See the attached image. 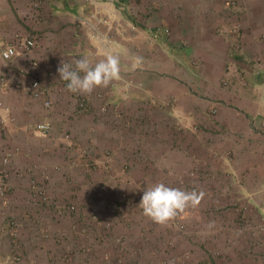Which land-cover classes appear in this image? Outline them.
<instances>
[{
  "label": "rangeland",
  "instance_id": "374dc122",
  "mask_svg": "<svg viewBox=\"0 0 264 264\" xmlns=\"http://www.w3.org/2000/svg\"><path fill=\"white\" fill-rule=\"evenodd\" d=\"M116 1L118 6L111 5L120 11L117 17L137 25L132 35L142 72L163 75L175 65L180 87L198 91L201 73L210 67L206 64L222 60L226 51L227 70L234 75L221 84L237 92L249 87L264 91L260 19L254 20L255 26L243 23L244 9L259 11L260 0L222 3L219 11L226 16L222 22L226 27L221 26L218 34L225 37L229 32L226 50L208 49L216 45L208 33L207 42L194 40L196 0ZM210 2L206 8L215 9ZM90 5V14L100 16L101 7ZM165 57L170 64L158 66ZM135 84L141 86L133 79L124 91ZM79 104L85 107V99ZM3 107L0 100V178L7 187V195L0 193V264H264V211L259 222L256 211L242 206L244 195L216 194L225 187L233 190L232 171L213 167L208 151L197 153L201 149L192 142H186L182 154L175 153V128L168 131L171 145L164 129L152 128L147 116L142 117L136 146H131L133 157L108 150L105 155L112 161L102 163L97 161L102 154L96 143L82 147L72 142L55 152L49 133L36 130V118H31L35 121L30 129H24ZM30 141L39 145L35 154ZM163 155L173 159L172 166ZM180 155L185 157L182 168L176 161ZM221 155L230 158L224 148ZM108 170L116 173L115 180L103 176ZM156 183L194 192L195 202L167 223L154 222L139 204L143 190ZM22 249L33 250L36 257L24 256Z\"/></svg>",
  "mask_w": 264,
  "mask_h": 264
},
{
  "label": "crops",
  "instance_id": "0c3cea01",
  "mask_svg": "<svg viewBox=\"0 0 264 264\" xmlns=\"http://www.w3.org/2000/svg\"><path fill=\"white\" fill-rule=\"evenodd\" d=\"M34 1L0 0V35L9 41H14L19 35H31L38 42L29 56L18 55L12 64L0 59V74H11L8 85L0 86V100L4 103L5 112H11L24 129H30L34 124L35 120L31 118H36L38 122L50 121L52 129L49 136L55 152L61 153L62 148L70 147L72 142L73 145L81 143L82 147L96 143L97 151L102 154L97 161L102 163L112 161L105 155L108 150L133 157L131 146H136L138 123L142 117L147 116L152 128L164 129V138L170 140L171 145L173 140L168 131L175 128V153L182 154L180 150L185 148L186 142H192L195 147L198 145L201 149L197 151L199 154L208 151L213 167L232 171L233 190L225 187L216 190V194L230 192L244 195L242 206L256 211V220L260 222V211H264V91L249 87L237 92L221 84L224 78L233 80L234 75L227 70L230 55H225L226 51L222 60L206 64L210 67L201 73L203 82L199 83L198 91L187 92L181 88L180 72L175 65L166 69L167 74L163 75L142 72L136 60L139 57L138 42L132 35L137 33V25L127 18L117 17L120 11L114 9L111 3L118 6V1L39 0L38 7L33 5ZM196 1L198 5L193 11L196 24L192 30L194 40L207 42L208 33L216 44L208 49L218 50L219 47L226 50L230 43L229 32L225 37L218 34L221 26L226 27L222 25L226 16L219 11L225 0H215L214 3L211 0L210 7L215 9L206 8H209L205 4L209 0ZM90 2L101 7L99 17L107 20L100 21L91 16ZM256 18L260 19L263 76L264 0H260L259 11L244 9V24L255 26ZM142 36L146 37L144 33ZM108 48L120 55L118 77L107 87H96L91 93L69 91L65 82L59 79L57 69L61 63H70L88 54L95 62L104 57ZM143 57L147 60V56ZM31 60L39 63L38 76L49 91L48 97L53 103L51 107L45 105L44 99L15 86L16 74L22 77L23 87L31 83ZM156 64L168 66L170 60L165 57ZM133 79L141 86L135 84L125 92L127 82ZM82 99L86 101L83 108L79 104ZM104 107L109 108L107 112L102 109ZM93 126H96L95 130ZM29 146H32L34 154L39 150L35 141H30ZM223 148L229 150V159L221 155ZM163 157L168 166H172L173 159L167 155ZM176 161L182 168L185 157L177 156ZM107 172L103 176L115 180L116 173ZM22 238L25 239V236ZM22 251L26 254L24 256L31 254L36 257L33 250ZM3 257L7 258V254ZM18 264L33 263L23 261Z\"/></svg>",
  "mask_w": 264,
  "mask_h": 264
},
{
  "label": "clouds",
  "instance_id": "9594fccd",
  "mask_svg": "<svg viewBox=\"0 0 264 264\" xmlns=\"http://www.w3.org/2000/svg\"><path fill=\"white\" fill-rule=\"evenodd\" d=\"M57 71L59 79L65 82L69 91L91 93L96 87H107L118 77L121 71L120 55L108 48L104 57L95 62L91 60V54L81 55L73 62H62ZM194 197V192L156 183L143 190L139 205L145 216L163 224L195 202Z\"/></svg>",
  "mask_w": 264,
  "mask_h": 264
},
{
  "label": "built area",
  "instance_id": "2783aa9c",
  "mask_svg": "<svg viewBox=\"0 0 264 264\" xmlns=\"http://www.w3.org/2000/svg\"><path fill=\"white\" fill-rule=\"evenodd\" d=\"M230 2H233V0H228V3ZM92 16L96 19L99 18L100 21L103 20L102 18L98 17L97 13H92ZM238 28L239 27H237L235 31H238ZM37 44V38L31 35H21L14 41H8L3 38V35H0V59L4 60L5 63H12L18 55L25 54L29 56L31 52L35 49ZM31 63L33 72L31 83L23 87L22 77L16 74L15 86L18 88V90L21 91L25 89L27 92H29L36 98H44L45 105L47 107H51L53 103L52 100L48 97L49 91L46 87L42 85L38 76L39 63L35 60H31ZM10 76L11 74L9 72L2 73L0 81L2 86L8 85ZM51 129L52 124L50 121H42L36 124V130L41 133H49ZM0 193L2 195H7V187L2 177L0 178Z\"/></svg>",
  "mask_w": 264,
  "mask_h": 264
}]
</instances>
